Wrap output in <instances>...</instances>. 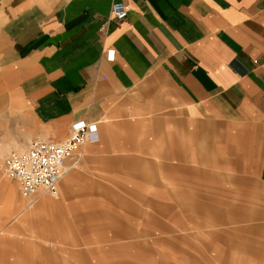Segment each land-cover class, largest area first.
Masks as SVG:
<instances>
[{
    "label": "crops",
    "instance_id": "obj_1",
    "mask_svg": "<svg viewBox=\"0 0 264 264\" xmlns=\"http://www.w3.org/2000/svg\"><path fill=\"white\" fill-rule=\"evenodd\" d=\"M77 120L98 130L57 195L0 178V264H95L90 227L159 205L194 157L264 185V0H0V154Z\"/></svg>",
    "mask_w": 264,
    "mask_h": 264
},
{
    "label": "rangeland",
    "instance_id": "obj_2",
    "mask_svg": "<svg viewBox=\"0 0 264 264\" xmlns=\"http://www.w3.org/2000/svg\"><path fill=\"white\" fill-rule=\"evenodd\" d=\"M9 152L0 154V178L15 182L23 197L18 181L3 168ZM200 163L194 157L190 172L177 170L170 197L165 191L159 205L118 207L119 216L94 223L95 237L79 239L80 249L89 250L79 261L264 264V185L241 182L219 172L220 167Z\"/></svg>",
    "mask_w": 264,
    "mask_h": 264
},
{
    "label": "built area",
    "instance_id": "obj_3",
    "mask_svg": "<svg viewBox=\"0 0 264 264\" xmlns=\"http://www.w3.org/2000/svg\"><path fill=\"white\" fill-rule=\"evenodd\" d=\"M127 9L123 2H115L112 15L122 19L126 17ZM106 55L109 60H113L115 50L108 49ZM97 130L94 122L77 120L72 123L70 136L65 140L37 139L26 148L10 151L3 159L4 171L18 181L22 196L30 203L39 193L55 196L59 192L62 177L77 166L82 146Z\"/></svg>",
    "mask_w": 264,
    "mask_h": 264
}]
</instances>
